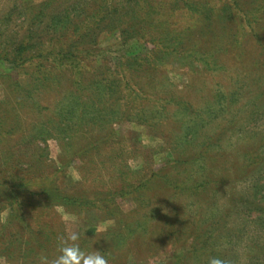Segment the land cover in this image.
<instances>
[{
	"label": "rangeland",
	"instance_id": "rangeland-1",
	"mask_svg": "<svg viewBox=\"0 0 264 264\" xmlns=\"http://www.w3.org/2000/svg\"><path fill=\"white\" fill-rule=\"evenodd\" d=\"M190 1L0 0V264H264V0Z\"/></svg>",
	"mask_w": 264,
	"mask_h": 264
},
{
	"label": "clouds",
	"instance_id": "clouds-1",
	"mask_svg": "<svg viewBox=\"0 0 264 264\" xmlns=\"http://www.w3.org/2000/svg\"><path fill=\"white\" fill-rule=\"evenodd\" d=\"M106 226L102 225L98 231H103ZM78 234H71L66 239L61 237L58 252L59 254L48 260L47 257H42L43 264H108V258L101 250L86 251L82 249ZM208 264H225V262L217 257H213L208 261Z\"/></svg>",
	"mask_w": 264,
	"mask_h": 264
},
{
	"label": "trees",
	"instance_id": "trees-1",
	"mask_svg": "<svg viewBox=\"0 0 264 264\" xmlns=\"http://www.w3.org/2000/svg\"><path fill=\"white\" fill-rule=\"evenodd\" d=\"M222 1H225V0H221V2L220 1L216 2L214 4V6L217 7V5L219 3H222ZM189 3H190L189 4V8H190L191 12L198 13V11L200 10L201 6L198 3L193 2V0H191ZM229 5L230 4H226L225 5L226 7L223 6V9L228 8ZM203 8H201V9H203ZM249 22H251V21H249ZM27 48H30V46H28L27 44L22 42V44L18 47V49L14 51V52H19V54L16 53V55L14 56V59L12 61L9 60V59L8 60L5 59V61H7L8 63L12 64L13 68H18V67H20V65H25L26 63H29L32 59L31 58L26 59L25 58V54H24V52H27ZM64 52H71V51H64ZM60 62H61V64L59 65V67L67 68L69 66L70 69H73L72 73L76 72L79 75H81L82 63L79 61L78 58L74 57V55H71V54L64 55L63 58L60 60ZM127 62H129V65H132V63H130V62H133V63L136 62V64H137L138 63V59L134 58L133 60H128ZM121 65H122V68L125 67L124 66L125 64H121ZM40 70H41L40 68H36V74L38 75L36 80L39 82L38 85L41 88L47 86L52 81H56L57 80V76L48 74L45 71L42 72ZM80 82H81V80L80 81L78 80V83H80ZM55 193L53 194L54 197H59L60 196V195H55Z\"/></svg>",
	"mask_w": 264,
	"mask_h": 264
}]
</instances>
